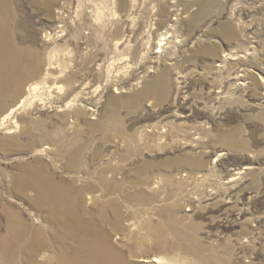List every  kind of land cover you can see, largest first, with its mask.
I'll return each mask as SVG.
<instances>
[{
	"label": "rangeland",
	"instance_id": "rangeland-1",
	"mask_svg": "<svg viewBox=\"0 0 264 264\" xmlns=\"http://www.w3.org/2000/svg\"><path fill=\"white\" fill-rule=\"evenodd\" d=\"M202 1L16 0L40 59L25 86L54 97L0 124V264H68L71 225L147 257L264 264V0ZM169 5L180 43L156 53ZM164 67L169 92L130 100ZM77 95L88 123L61 117ZM29 172L65 201L34 204L14 182Z\"/></svg>",
	"mask_w": 264,
	"mask_h": 264
},
{
	"label": "bare ground",
	"instance_id": "bare-ground-1",
	"mask_svg": "<svg viewBox=\"0 0 264 264\" xmlns=\"http://www.w3.org/2000/svg\"><path fill=\"white\" fill-rule=\"evenodd\" d=\"M214 1L217 0H203V8ZM32 3L35 6V0H33ZM192 6H194L193 3H186L183 13ZM169 7L171 9H169ZM19 13L20 11L16 0H0V104L9 97L17 99L18 96H22L18 104L13 106L8 113L2 115L0 118L1 126H6V124L11 121V123H14L15 126L18 127L19 124L13 115L17 110L21 109L26 104L31 105L35 102L49 104L54 97V93L50 90L51 86H49V89L47 86H43L39 83L31 84L27 87L25 86L30 74H35V70L39 68L40 59L35 52V48L25 45L26 43H30V45L35 44L33 36H23L19 33L23 30V23L17 22ZM182 15L179 5H169L161 8L160 16L163 17V22L161 24L163 31L159 34L158 41L155 43L156 53L160 52L164 54L168 49L178 47V43H180V30L178 27L181 21L179 17ZM173 54H175V52H173ZM170 72L169 68L164 67L155 81L148 83L142 91L132 96L130 100L144 98L151 94L160 95L163 92H169L172 88ZM236 77L240 80V77ZM117 99L122 100L121 98H114L113 102L117 103ZM61 111L65 113L61 116L65 121L68 120V122L71 121L72 124L78 125L82 122L88 123V118H91L97 109L88 107L86 103H83L80 96L77 95L67 102L66 105L61 107ZM108 118L110 120L115 119V111L110 117H107V119ZM91 119H95V117L93 116ZM107 119L105 120L106 125L110 123ZM65 124L68 125L67 123ZM99 124H102V122L96 123V125ZM71 127H73V125H71ZM45 139L47 141L52 140L51 134H45ZM72 166L73 164L70 162L68 164V169ZM101 177L103 179L105 178L104 172H102ZM14 182L24 193L29 191L34 192L32 200L34 204L35 202L53 203L56 201H65L62 191L57 195L56 199L54 196L55 191H57L55 190L56 187L49 180L42 176L35 175V173L29 172L26 175L16 176ZM71 226L69 227L70 232H67V235L74 236V238L82 244L83 248L81 251H67L66 260L68 264H139L135 261L143 262V264H190L186 261L183 262V259H180L181 257L174 258L175 254L172 252L173 255L159 253L147 257L142 251L134 250L133 246H130L127 250L124 248L121 249L119 247L120 244L118 243L115 245L111 243L107 235L99 239V237L95 236L93 233L83 232L81 236V233L76 232V226ZM117 239L121 238L118 237Z\"/></svg>",
	"mask_w": 264,
	"mask_h": 264
}]
</instances>
